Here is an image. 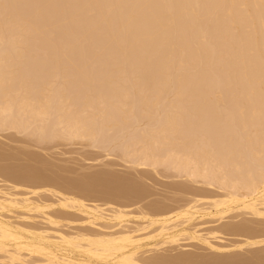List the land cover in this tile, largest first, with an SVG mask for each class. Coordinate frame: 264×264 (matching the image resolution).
Instances as JSON below:
<instances>
[{
  "label": "bare ground",
  "instance_id": "obj_1",
  "mask_svg": "<svg viewBox=\"0 0 264 264\" xmlns=\"http://www.w3.org/2000/svg\"><path fill=\"white\" fill-rule=\"evenodd\" d=\"M0 129L116 131L125 162L184 181L140 205L144 185L5 161L0 264H264V0H0Z\"/></svg>",
  "mask_w": 264,
  "mask_h": 264
},
{
  "label": "rangeland",
  "instance_id": "obj_2",
  "mask_svg": "<svg viewBox=\"0 0 264 264\" xmlns=\"http://www.w3.org/2000/svg\"><path fill=\"white\" fill-rule=\"evenodd\" d=\"M134 113L135 112L133 110L132 115ZM134 116L136 117V120H137V114H134ZM132 117L133 116H131V118ZM131 118H130V120H131ZM132 119H135V118H132ZM139 121H140V124H143V122H144V120H142V122H141V120L138 119V123H137V121H136V123L139 124ZM134 123L135 122L132 121V124H130L128 126L129 128H126V130H124V132L125 133L129 132V131L131 132V130L133 131V129L134 130L136 129L134 127H138V129H140V127L142 128V126H143V125L141 126L140 124H139L140 127L137 124L135 126ZM145 123L146 122H144V124ZM131 125H133V126H131ZM127 129H128V131H127ZM115 134L117 135V132L112 131V132L106 134V136H104V135H103V137L100 136V139L98 137L97 141L91 140L92 142L90 140H88V141L87 140H81V139L66 140V139H62V138L61 139L60 138H57V139L53 138L50 140L47 139L44 141L43 140L39 141L36 138V136L34 138V136L29 135L27 132H24V133L21 132L18 134L17 132H15L12 129H8V130L7 129H0V150H1V152H3L4 154H7V152H10V153L13 152L16 155L13 159H9L6 156H3V158L5 160H3V159L0 160V164H4V163H7L10 161L9 164H12V163L15 164L16 163L17 165L23 166V167H28L27 165H29V167L34 166V168L36 170L41 171V173H43L45 175L49 174V176L53 175L58 180H60L62 182L73 181V183H76V182H78V183H81V182H83V183H89V182L90 183H99L101 181V184L99 183L100 184L99 187H101L100 189H102V187L105 188L104 186L109 187V186H107L109 184H106V182H108V183L111 182L109 189H115V190L117 188H119V186H121V187H124V186L127 187L128 186L129 187V185H131V184L132 185L133 184L134 185H138V184L144 185L145 188L147 187L148 191H151L150 192L151 194L149 197L145 198V200H143V202L142 201L139 202L140 205L141 204L145 205V203L147 204L150 200H156V201L159 200V201L164 202V200L166 199L165 200L166 203L171 202L172 201L171 198H169L171 201L170 200L167 201L168 197L169 196L171 197L173 195L172 191L169 190L170 189L169 186L174 185V183L176 184V183L184 182L183 178L175 176L176 173L172 174L174 172L171 173V171L164 170L163 167L162 168L158 167L156 170L153 171V169L151 168L152 169L151 170L150 167H148V168L147 167H145V168L144 167H134V166H132V164L130 162L129 163L125 162V160H123V159H126V158L122 159L120 154H119L120 151L118 149H119L120 144L118 146L119 142L116 140L118 135L115 136ZM126 134H128V133H126ZM110 135H111V137H110ZM111 138H112V140H111ZM126 140L124 139V141H126ZM45 141H47V142H45ZM110 142H111V144L109 145ZM129 142H128V140L126 141V143H129ZM99 145L101 147H99ZM97 146H98V148H97ZM107 149L110 151H108ZM104 152L106 155L104 154ZM5 161H7V162H5ZM11 161H13V162H11ZM108 171H110L111 173L112 172L114 173V174H111L113 177H115L114 180L112 179L110 181V179L113 177L110 176V172L108 173ZM103 172H105V173H103ZM154 172H156V173H154ZM107 173L109 175H106ZM103 175H105L104 177H107L105 179L106 181H104V179H102L104 182H102L101 179L99 180V178H103ZM107 179H109V180L107 181ZM85 180H86V182H85ZM95 181H97V182H95ZM126 184H127V186H126ZM99 187H98V189H99ZM71 192L75 194L76 190L70 191L68 193H71ZM170 192H171V194H170ZM101 197H103V196H101ZM101 197L100 196L93 197V199L91 198L90 201H97L99 203L100 202L101 203H103V202L111 203L112 202L113 204L116 203L119 206H127L128 205L127 204L128 202L126 200H123V199H120L119 203H118L113 198H112L113 200H111L109 198L107 199V197H109V196H107V197L104 196L103 198H101ZM97 198H98V200H97ZM105 198L109 202H107V200L105 201ZM139 203L137 205H139ZM186 251H188V252H200V251L204 252L203 250H199L198 246L195 245L194 243H191V245H189L187 247ZM205 252H207V251H205ZM246 254H249V253H246Z\"/></svg>",
  "mask_w": 264,
  "mask_h": 264
}]
</instances>
